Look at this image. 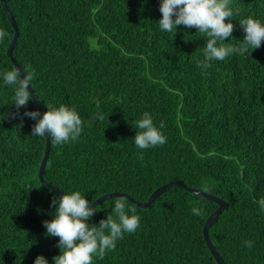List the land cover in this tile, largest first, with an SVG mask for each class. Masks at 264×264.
I'll list each match as a JSON object with an SVG mask.
<instances>
[{
    "label": "trees",
    "instance_id": "1",
    "mask_svg": "<svg viewBox=\"0 0 264 264\" xmlns=\"http://www.w3.org/2000/svg\"><path fill=\"white\" fill-rule=\"evenodd\" d=\"M7 3L19 35L10 56L15 28L0 0L7 33L0 73L16 67L14 58L34 73L30 83L44 113L47 104H63L83 121L76 141L51 142L47 182L92 203L111 192L145 202L158 187L183 181L229 203L209 230L225 263L264 264V41L244 55L212 59L204 70L197 62L205 59L206 33L185 25L161 30L162 0ZM229 7L225 23L234 30L217 46L238 47L246 36L240 20L264 24V0H230ZM13 97L0 75V264H34L39 255L55 264L59 237L47 235L44 221L55 218L59 205L52 200L60 197L39 177L47 134L32 136L37 121L23 115L38 111L31 95L19 109ZM97 112L104 120L92 119ZM145 112L166 143L141 150L135 122ZM115 198L93 207L89 226L107 219ZM125 202L139 227L92 264H219L204 238L217 202L182 186L166 189L149 207ZM194 207L203 214L193 215Z\"/></svg>",
    "mask_w": 264,
    "mask_h": 264
},
{
    "label": "clouds",
    "instance_id": "2",
    "mask_svg": "<svg viewBox=\"0 0 264 264\" xmlns=\"http://www.w3.org/2000/svg\"><path fill=\"white\" fill-rule=\"evenodd\" d=\"M230 0H162L160 12L162 18L158 21L161 30L172 32L177 31L179 25L188 28L195 27L200 33H206L208 39L204 48L203 61H198L197 66L206 70L211 67L208 61L212 59L224 60L230 54L244 55L249 47L258 49L264 41V24L260 20L247 18L240 20L246 36L243 42L237 47L217 46L218 42H224L231 36L234 25L225 23L226 18L232 17L233 13L229 7ZM7 35L6 31L0 29V41ZM26 74L22 78L21 69L14 67L11 70L0 73L6 85L13 86L14 105L19 109L26 106L30 100L29 86L34 73L23 70ZM96 107H100V100H95ZM48 111L40 118L38 111H28L23 115L36 120L32 136L43 137L48 133L54 145L74 142L81 135L83 121L75 108H69L61 104L58 108L47 104ZM103 114L97 112L93 120H104ZM164 124L161 122L160 128ZM138 130L134 138L138 149L144 150L150 147L162 146L166 143V137L154 124L148 112L135 122ZM139 158H143L140 155ZM126 198L116 197L114 208L107 219H102L99 226L92 225L88 221L97 208L90 206V202L80 191L65 193L62 198L54 197L52 205L59 207L56 210L55 218L44 221L47 235L59 237L58 247L61 254L54 257L55 264H92L93 256L103 259L106 251L115 250L117 239H122L123 234L134 233L139 227L140 217L128 212L135 213V208H126ZM261 210H264V199L259 201ZM193 215L200 216L203 210L194 207ZM245 245L252 247L251 241ZM34 264H48L43 255L37 256Z\"/></svg>",
    "mask_w": 264,
    "mask_h": 264
},
{
    "label": "water",
    "instance_id": "3",
    "mask_svg": "<svg viewBox=\"0 0 264 264\" xmlns=\"http://www.w3.org/2000/svg\"><path fill=\"white\" fill-rule=\"evenodd\" d=\"M1 1L3 3V6L5 8V11H6L8 17L10 18V20H11V22H12L14 28H15L14 38H13V40H12L11 44L9 45L8 50H7L8 54L10 56H12V52H13V49L15 47V44H16V41H17V37L19 35V27H18L17 21L15 19V16L13 15V13L11 12V10L9 8L7 0H1ZM12 59H13V61L15 63V66L21 69L22 78H23V76L26 75V74L23 73L22 67L20 66V64L14 58H12ZM29 92H30V95H31L36 107H37L38 112L40 113V117L42 118L43 114H44V111L41 108L40 103L37 100L36 94H35V92H34V90H33L31 85L29 86ZM46 134H47L46 151H45L42 163L40 165L39 177H40V180L42 181V183H44L45 185L49 186L53 190V192L56 193V195L58 197L62 198V196L65 193L62 190H60L58 187H56L55 185L47 182V180L45 179V169H46L47 161H48V158H49L50 146H51V137H50V135L48 133H46ZM171 186H182V187L188 189L189 191H191L192 193H195V194H197V195H199L201 197L213 200V201L218 203V205H219L218 208L208 217V219H207V221L205 223V226H204V238L207 241V245H208L210 251L212 252L213 256L215 257V259L217 260V262L219 264H226L225 261L223 260L222 256H221V254L219 253V251L217 250L216 246L213 244V242H212V240H211V238L209 236V230H210L211 226L218 219L219 214L221 213V211L223 209L228 208V206H229V203L225 199H223V198H221V197H219V196H217L215 194H212L210 192H207V191H204V190H201V189H198V188L189 187L183 181L177 180V181L168 182V183L158 187L157 189H155L153 191V193L150 195V197L148 198V200L145 201V202H140L138 200H135L133 197H131L127 193L111 192V193H107V194H104V195L100 196L95 201L90 203V206L94 207L95 205H97V204H99V203H101L103 201H106V200H109V199H112V198H115V197H126L131 202H133L134 204H136V205H138L140 207H149L151 205V203L162 192H164L166 189L170 188Z\"/></svg>",
    "mask_w": 264,
    "mask_h": 264
}]
</instances>
